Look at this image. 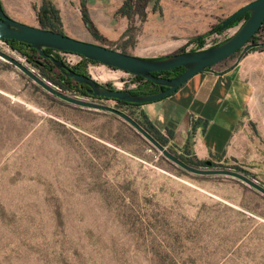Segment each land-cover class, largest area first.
<instances>
[{
  "label": "rangeland",
  "instance_id": "obj_1",
  "mask_svg": "<svg viewBox=\"0 0 264 264\" xmlns=\"http://www.w3.org/2000/svg\"><path fill=\"white\" fill-rule=\"evenodd\" d=\"M220 1L64 0L79 19L86 12L101 37L81 21L87 41L146 58L197 48L188 40L221 21L208 18ZM33 2L36 12L41 0ZM69 12L62 22L58 13L61 32L80 35ZM232 30L208 34L199 47ZM0 51L63 94L127 114L186 164L208 168L170 146L138 106L62 90L4 41ZM51 53L68 67L82 64L75 54ZM81 67L111 88L135 87L121 70ZM209 167L253 177L235 165ZM0 264H264V195L229 176L181 168L119 116L52 94L0 56Z\"/></svg>",
  "mask_w": 264,
  "mask_h": 264
},
{
  "label": "crops",
  "instance_id": "obj_2",
  "mask_svg": "<svg viewBox=\"0 0 264 264\" xmlns=\"http://www.w3.org/2000/svg\"><path fill=\"white\" fill-rule=\"evenodd\" d=\"M33 1L0 0V4L11 18L35 26ZM247 1H220L213 14L208 15L209 23L224 19ZM72 5L64 0L49 3L60 14L61 22L63 15L70 11L75 23L70 27L80 35L69 36L87 41V34L80 25L82 20L72 11L75 4ZM215 65L212 71L194 74L171 94L143 103L137 110L148 126L164 135L167 143L176 150L196 160L235 165L262 181L264 50L248 51L234 65L231 63L222 68Z\"/></svg>",
  "mask_w": 264,
  "mask_h": 264
},
{
  "label": "water",
  "instance_id": "obj_3",
  "mask_svg": "<svg viewBox=\"0 0 264 264\" xmlns=\"http://www.w3.org/2000/svg\"><path fill=\"white\" fill-rule=\"evenodd\" d=\"M243 14H247L246 18L235 25L228 27L233 28V30L227 38L219 43L208 47L195 48L191 51L176 52L155 58H146L127 54L93 42L80 40L63 32L43 29L17 21L8 16L3 11L0 4V41L13 39L28 44L31 48L36 50L39 56L51 60L55 68L64 76L70 77L74 82L84 84L86 86L85 93L89 97L118 100L125 103L143 104L159 100L171 94L194 74L203 71H212V67L215 64L223 61L231 54L238 52L237 57L232 63V65H234L250 48L256 46L258 43L252 42V37L255 35L264 20V0L247 1L220 21V29H227L226 27L233 20ZM47 48L52 49L53 51L76 54L90 61L132 75L140 76L141 78L149 80L157 85L159 89L149 93L133 94L129 90L107 87L95 81L88 75L74 72L70 67L63 64L62 61L55 59L51 54H46L44 50ZM0 56L13 63L31 80L52 94H55L72 104L78 105L79 107L105 110L119 116L147 139L166 158L181 168L197 174L229 176L251 186L253 189L264 195V186L253 177L233 169L209 167L210 160L204 162L208 168H199L188 165L167 151L127 114L106 105L63 94L55 87L44 82L43 79L34 74L31 69L20 64L16 59L1 51ZM176 67H181L183 70L174 77L169 78L160 74Z\"/></svg>",
  "mask_w": 264,
  "mask_h": 264
},
{
  "label": "trees",
  "instance_id": "obj_4",
  "mask_svg": "<svg viewBox=\"0 0 264 264\" xmlns=\"http://www.w3.org/2000/svg\"><path fill=\"white\" fill-rule=\"evenodd\" d=\"M41 5L42 6L39 7L38 10L35 12L38 26L40 28H43V29H49V30L61 32L60 20H59V16H58L57 11L52 9L49 6V3L47 1L41 0ZM246 16H247V14H243V15L239 16L238 18L233 20L230 25H235L239 21L244 20L246 18ZM80 18H81L82 22L85 24V26L87 27V29L90 32V34L93 36V38L100 40L101 37L99 35H97L95 29L91 25V22H90L88 16L86 15V12L80 11ZM221 31H223V29H220V22H219L216 25H214L210 30H208L206 33H204L202 35L195 36L193 38H190L188 40V42H195L197 44V48H199V46H201V44H202L203 39L208 34H211V33L218 34ZM255 34L257 36L260 34L259 37H262L263 40H264V20H263L261 26L258 28V30L256 31ZM256 35H254L252 37V42L258 43V44L256 46L250 48L248 51L264 50V41H260V42L259 41H255V38H256L255 36ZM259 37H257V38L259 39ZM3 41L9 47H11L12 49L16 50L22 56H24L25 60L28 63H30V65L33 66V68H35L37 70V72L42 77H44L45 79L51 81L52 83L57 85L60 89L67 90V91H70L72 93H79L81 95L88 96L85 93L86 86L84 84H80V83L74 82L70 77L64 76L62 73H60V71H58L55 68V66L53 65L51 60H49L48 58H44V57L39 56L37 54L36 50L31 48L28 44L23 43V42H19V41H15L13 39H6V40H3ZM52 51L53 50L49 49V48L44 50V52L46 54H48V55L49 54L52 55V53H51ZM178 52H184V51L183 50H179ZM64 53H66V52H64ZM233 55L234 54H231L227 58H231V57H233ZM52 56L56 57V56H54V54ZM77 56H79V55H77ZM79 57L81 59L80 61H81L82 64L85 61L97 63V62L85 59L84 57H81V56H79ZM82 64L79 63V64H76L74 66H71L70 68L74 72L87 75L85 70H83V68L81 67ZM182 70L183 69L181 67H176V68H174V69H172L170 71L162 72L160 74L171 78V77H174V76L178 75ZM154 75H157V74H154ZM131 76L133 78V81L135 82V87L133 89H127V90H129L133 94L149 93V92L157 91L159 89V87L157 85L153 84L149 80H145V79H143V78H141L140 76H137V75H132L131 74ZM105 86H107V85H105ZM107 87H110V86H107ZM113 101L116 104L120 105V106H139V105H141V104H134V103H125L123 101H118V100H113ZM138 125L145 132H147L153 139H155L159 144H161V142L159 141L158 136L152 134L147 126H141L140 124H138ZM177 158L179 160H181L182 162L186 163V161H185L186 159H184L182 157H177ZM191 158L193 159L194 162L195 161H197L198 163L205 162V161H200V160L198 161V160L194 159L193 157H191Z\"/></svg>",
  "mask_w": 264,
  "mask_h": 264
},
{
  "label": "flooded vegetation",
  "instance_id": "obj_5",
  "mask_svg": "<svg viewBox=\"0 0 264 264\" xmlns=\"http://www.w3.org/2000/svg\"><path fill=\"white\" fill-rule=\"evenodd\" d=\"M230 24H231V23H230ZM230 24H229V25H228L226 28H228V27L232 26V25H230ZM224 30H226V29H223V31H224ZM221 32H222V31H221ZM221 32H220V33H218V35H220V34H221ZM255 35H256V34H255ZM255 37H258V36L256 35ZM260 38H262V37H260ZM262 39H263V38H262ZM234 54H235V53H234Z\"/></svg>",
  "mask_w": 264,
  "mask_h": 264
},
{
  "label": "built area",
  "instance_id": "obj_6",
  "mask_svg": "<svg viewBox=\"0 0 264 264\" xmlns=\"http://www.w3.org/2000/svg\"><path fill=\"white\" fill-rule=\"evenodd\" d=\"M214 36H216V37H217V36H219V35H218V34H216V33H214ZM259 36H260V34L258 35V37H259ZM215 44H216V43H215ZM212 45H213V44H212Z\"/></svg>",
  "mask_w": 264,
  "mask_h": 264
}]
</instances>
